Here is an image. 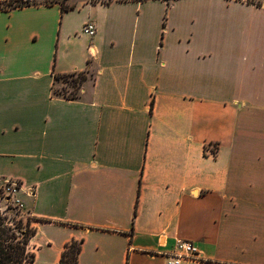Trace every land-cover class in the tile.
Instances as JSON below:
<instances>
[{
  "label": "crops",
  "instance_id": "obj_1",
  "mask_svg": "<svg viewBox=\"0 0 264 264\" xmlns=\"http://www.w3.org/2000/svg\"><path fill=\"white\" fill-rule=\"evenodd\" d=\"M81 71L76 98L55 92ZM0 180L47 220L29 264H60L74 240L79 264H169L180 239L202 255L180 264H264L262 3L0 10Z\"/></svg>",
  "mask_w": 264,
  "mask_h": 264
},
{
  "label": "trees",
  "instance_id": "obj_2",
  "mask_svg": "<svg viewBox=\"0 0 264 264\" xmlns=\"http://www.w3.org/2000/svg\"><path fill=\"white\" fill-rule=\"evenodd\" d=\"M31 3L32 0H4L0 2V10L23 8ZM47 3H52V1H48ZM62 5L64 10L70 8L64 2H62ZM55 78L56 81H63L66 84V86H61V88L55 87V92L67 99H73L78 96V92L86 80L87 74L85 71L56 74ZM68 87H73L74 91L67 93L65 90H68ZM4 198L11 199V195H0V199ZM9 209H12V206L7 205L6 209L0 207V264H29L35 259V254L29 250L30 241L36 234L33 220H47L33 219L31 216L26 218L20 215L19 212L15 213V216H12L8 212ZM81 249L82 241L74 240L67 244L62 253L60 264H79Z\"/></svg>",
  "mask_w": 264,
  "mask_h": 264
},
{
  "label": "built area",
  "instance_id": "obj_3",
  "mask_svg": "<svg viewBox=\"0 0 264 264\" xmlns=\"http://www.w3.org/2000/svg\"><path fill=\"white\" fill-rule=\"evenodd\" d=\"M264 8V4H262ZM97 32L96 26L91 23L87 22L82 30V33L89 36L93 37ZM211 151L213 154L216 153L217 151V146L213 145L211 147ZM6 182V191L8 195H11L13 197V192H17V189L15 188L14 185H16L18 182H13L11 180H5ZM16 205L19 209H23V202L20 199H15ZM168 257V263L169 264H180L181 261L186 260V259H191V260H200L202 258L200 249L198 246H196L191 240H185V239H180L177 241L176 247L173 252L167 254Z\"/></svg>",
  "mask_w": 264,
  "mask_h": 264
},
{
  "label": "rangeland",
  "instance_id": "obj_4",
  "mask_svg": "<svg viewBox=\"0 0 264 264\" xmlns=\"http://www.w3.org/2000/svg\"><path fill=\"white\" fill-rule=\"evenodd\" d=\"M92 1H96V0H92ZM253 1H257V2H260L262 4H264V0H253ZM64 84V85H63ZM59 88H61V86H66L65 83H63V81H61L59 84H58ZM67 93L71 92V91H74V88L73 87H68V90H65ZM16 189H18L20 187V183H17L16 185H14ZM6 187V182L5 181H2L0 180V195H4L6 196L8 193L5 189ZM13 197H11V199H0L1 203H0V207L2 209H6L7 205H10L12 206V209H9L8 212L10 215L12 216H15V213L19 212L20 215H23L25 216L26 218L29 216L27 210H26V207H22L23 209H19L16 205V201L15 199H20L22 202L23 201V198L21 196V194L18 192H13ZM21 212V213H20Z\"/></svg>",
  "mask_w": 264,
  "mask_h": 264
}]
</instances>
